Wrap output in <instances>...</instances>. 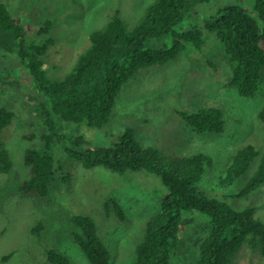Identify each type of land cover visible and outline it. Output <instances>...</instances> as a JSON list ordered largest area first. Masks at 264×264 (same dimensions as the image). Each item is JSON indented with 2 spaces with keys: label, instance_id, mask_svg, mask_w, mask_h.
<instances>
[{
  "label": "rangeland",
  "instance_id": "1",
  "mask_svg": "<svg viewBox=\"0 0 264 264\" xmlns=\"http://www.w3.org/2000/svg\"><path fill=\"white\" fill-rule=\"evenodd\" d=\"M153 1L0 0L13 22L22 28L26 47L51 41L43 68L52 82L63 80L72 70L89 47L91 31L102 28L115 12L131 28ZM230 5L242 6L250 16H257L254 0H211L196 7V19L202 20ZM202 39L200 49L187 44L176 58L139 70L123 86L110 122L100 129L84 122H63L52 115L44 108L45 97L30 74L11 61L14 70H5L9 82L0 87V107L14 115L0 135L12 163L10 173L0 174V264H54L49 258L52 254L68 264H89L75 241L76 235H82L73 222L76 215L94 221L97 237L108 251L109 264L133 263L145 222L166 195L161 178L146 171L83 169L78 161L69 158L65 148L68 140L78 135L86 147L101 149L115 144L122 132L130 129L140 145H151L163 154H204L210 164L205 167L198 189L236 210L254 207L264 220V186L246 196H235L257 168L258 157L240 177L231 182L224 180L239 149L251 145L264 152V123L258 119L264 106V70L256 94L240 96L235 88L226 87L231 67L223 45L214 33L205 30ZM154 42L171 46L170 37ZM205 109L220 112L222 133L198 134L177 115ZM49 118L56 132L64 134V140L54 139L50 148L55 162L51 193L36 199L19 191L29 174L24 153L42 146L39 136ZM182 222L170 264L194 262L196 246L209 234V218L202 213L184 212ZM38 223L39 229H33ZM7 255L10 257L5 259ZM230 264L263 261L258 250L242 245Z\"/></svg>",
  "mask_w": 264,
  "mask_h": 264
},
{
  "label": "trees",
  "instance_id": "2",
  "mask_svg": "<svg viewBox=\"0 0 264 264\" xmlns=\"http://www.w3.org/2000/svg\"><path fill=\"white\" fill-rule=\"evenodd\" d=\"M208 1L211 0H154L131 28H127L115 12L102 28L89 33V47L65 78L57 82L50 81L43 68L51 41L26 47L22 43V28L13 22L0 2V87H6L9 82L5 70H14L10 63L15 61L30 74L45 97L44 108L52 115L63 122H84L90 128L100 129L110 122L123 86L139 70L176 58L187 44L200 49L205 30L214 33L224 47L231 67L226 87L235 88L240 96L251 97L257 92L264 70V0H254L256 17L250 16L242 6L230 5L202 20L196 19V7ZM49 24L46 23V28ZM163 37H170V47L154 42ZM177 115L198 134L223 131L217 109L190 114L177 112ZM13 117L12 111L0 107V135ZM258 119L264 123V106ZM39 138L42 146L24 153V165L29 168V174L19 191L44 199L50 195L55 181L51 144L54 139L64 140V134L56 132L55 123L49 118ZM85 145L83 137L78 135L70 138L65 147L69 158L78 161L83 169L104 167L115 173L146 171L159 175L166 190L158 210L145 222L132 264H170L183 224L182 214L189 211L206 215L210 224L209 234L196 246V258L191 264H230L242 245L258 250L264 264V220L257 215L256 208L236 210L198 189L205 167L210 164L204 154H163L151 145H140L130 129H125L110 147L97 149ZM257 157V168L236 197L264 186V152L247 145L233 156L224 178L227 182L240 177ZM11 169L10 155L0 139V174H8ZM116 214L119 216L120 212ZM73 222L82 232L76 235L75 241L89 264H109L108 251L97 237L94 221L76 215ZM38 226L39 223L33 229H39ZM49 258H53L54 264H68L64 258L53 254Z\"/></svg>",
  "mask_w": 264,
  "mask_h": 264
}]
</instances>
